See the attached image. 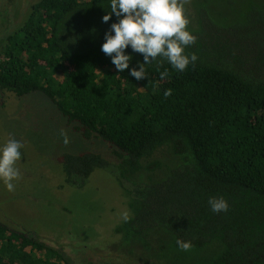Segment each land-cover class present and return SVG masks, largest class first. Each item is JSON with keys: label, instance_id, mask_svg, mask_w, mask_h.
I'll list each match as a JSON object with an SVG mask.
<instances>
[{"label": "trees", "instance_id": "obj_1", "mask_svg": "<svg viewBox=\"0 0 264 264\" xmlns=\"http://www.w3.org/2000/svg\"><path fill=\"white\" fill-rule=\"evenodd\" d=\"M189 1L196 42L186 53L198 59L183 72L157 57L137 81L129 72L143 54L129 47L119 73L101 51L117 22H102L109 0H38L5 40L0 102L40 92L74 133L104 142L106 159L85 151L58 161L79 187L109 171L128 220L114 226L108 257L73 249L72 261L0 223V264H264V0ZM213 197L228 211H211Z\"/></svg>", "mask_w": 264, "mask_h": 264}, {"label": "rangeland", "instance_id": "obj_2", "mask_svg": "<svg viewBox=\"0 0 264 264\" xmlns=\"http://www.w3.org/2000/svg\"><path fill=\"white\" fill-rule=\"evenodd\" d=\"M37 1L27 0L25 7ZM1 8L6 14L13 10ZM23 21L19 18L18 24ZM9 140L22 145L16 162L20 178L11 192L0 181V223L52 245L71 261L84 255L91 260L108 257L117 240L113 228L128 214L116 178L107 170H95L79 187L65 181L58 161L63 154L85 151L106 159L102 153L108 154L107 145L74 133L40 92L20 98L1 94L0 147Z\"/></svg>", "mask_w": 264, "mask_h": 264}, {"label": "clouds", "instance_id": "obj_3", "mask_svg": "<svg viewBox=\"0 0 264 264\" xmlns=\"http://www.w3.org/2000/svg\"><path fill=\"white\" fill-rule=\"evenodd\" d=\"M110 11L102 17V22L108 23L113 17L117 22L110 25L105 33V42L101 51L111 57V63L121 73L129 69L133 59L132 53L143 54V63L139 71L132 69L131 77L140 81L147 77L145 66L154 62L157 57L165 59L177 72H183L198 57L195 53H186V49L195 44L196 37L187 30L189 23L181 0H109ZM167 72L162 73L166 76ZM170 91L165 95H170ZM63 134V133H62ZM65 143H68L65 135ZM22 145L16 140H9L0 147V181L9 191H14V181L20 178L16 162L21 160ZM208 204L214 213L227 212L228 203L222 197L210 198ZM128 220V214H123ZM182 251H189L190 242L176 241Z\"/></svg>", "mask_w": 264, "mask_h": 264}, {"label": "flooded vegetation", "instance_id": "obj_4", "mask_svg": "<svg viewBox=\"0 0 264 264\" xmlns=\"http://www.w3.org/2000/svg\"><path fill=\"white\" fill-rule=\"evenodd\" d=\"M26 1L27 0H0V57L3 56L5 40L16 33L22 25L18 24L19 18L23 17L25 21L31 12V6L33 4L27 6L26 3L25 7ZM9 6H11L13 10L6 14L7 11H3L1 7L8 9Z\"/></svg>", "mask_w": 264, "mask_h": 264}]
</instances>
